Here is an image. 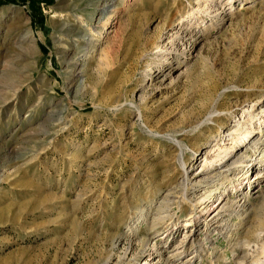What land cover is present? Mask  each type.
<instances>
[{"label":"rangeland","instance_id":"rangeland-1","mask_svg":"<svg viewBox=\"0 0 264 264\" xmlns=\"http://www.w3.org/2000/svg\"><path fill=\"white\" fill-rule=\"evenodd\" d=\"M257 102L264 0H0V264H264V140L215 224L181 164Z\"/></svg>","mask_w":264,"mask_h":264},{"label":"bare ground","instance_id":"bare-ground-1","mask_svg":"<svg viewBox=\"0 0 264 264\" xmlns=\"http://www.w3.org/2000/svg\"><path fill=\"white\" fill-rule=\"evenodd\" d=\"M243 113H246L245 116H242ZM243 113L237 120H242L238 123L239 126H236L235 129H233L227 135L229 145L227 147L223 146L218 148V150L216 151H219V153L216 154L212 159H210L209 157L210 161H207L208 157L206 156L207 154H205V152L202 159V161L204 162L199 165V170L198 172L196 171L197 173L193 174L191 172L193 171V164L196 162H201V154L195 155V157L193 158L194 163H187L186 161H184V159H181L184 198L188 199L190 202L194 201L192 209L194 208L193 206L198 205L199 207H202L204 204H206L205 208L201 210L203 211L207 208L211 209L213 214L209 221H213V224L218 223V216L220 215L221 210L220 208L224 209L223 206L218 208L223 199H221L215 206L209 204L208 202L213 198H215L216 200H219L221 198V196L223 195V189H219L218 186L225 184L230 177L236 175H240L241 177L247 173L248 169L245 171L246 167H248L249 161H247V159L249 158L247 148H254L264 140V105L260 102H257L254 105L250 106L246 111H243ZM256 116H258V121L254 127H252L251 125V127L249 128L241 127L242 125L247 124V120H245V117H248V121L252 123L254 117ZM206 140H208V138H206ZM208 142L209 141L205 143L207 144ZM210 151L212 152V150ZM233 165H235V167L231 168V166ZM222 168L231 170L230 174H227L226 170H222ZM261 178L262 174H259V172L256 171V176L254 177L252 183L257 182L259 184ZM213 204H215V202ZM193 218H195L194 215H192L188 220L185 221V227L189 228L194 225ZM158 219L159 218H157V220ZM190 236L192 239L195 234H192Z\"/></svg>","mask_w":264,"mask_h":264}]
</instances>
